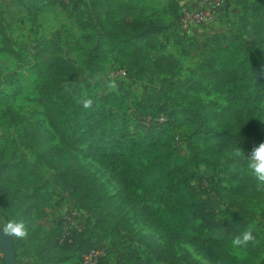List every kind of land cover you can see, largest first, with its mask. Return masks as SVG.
<instances>
[{
  "label": "trees",
  "instance_id": "obj_1",
  "mask_svg": "<svg viewBox=\"0 0 264 264\" xmlns=\"http://www.w3.org/2000/svg\"><path fill=\"white\" fill-rule=\"evenodd\" d=\"M112 1L90 0L93 9L104 15L97 18L99 29L80 14L69 12L90 45L86 66L97 72L99 61L111 50L134 77L144 76L153 65L159 69L161 59L153 58L150 50L167 24L158 19L112 22ZM235 1L240 7V25L252 32L253 38L220 32L206 36L197 67L172 84L184 105L169 106L157 93L136 98L128 89L77 96L71 79L78 68L64 56L58 40L46 38L33 47L29 71L40 80L39 102L61 148L49 143L37 129L25 132L24 140L40 162L55 170L53 183L68 193L71 202L92 214L90 230L100 237L98 242L83 240L86 224L81 222L77 229L63 216L56 219L51 228L53 245L64 250L79 245L76 264H82L83 256L95 248L104 251L96 264H103L109 252L116 264H151L153 256L166 264H199L188 259L185 252L177 256L149 238L140 240L144 250L126 240L121 230H126L127 220L119 206L67 151L86 142L88 150L120 186L123 203L140 212L159 237L174 244L191 243L210 264H252V258L264 252V237L249 227L257 216L264 224V191L255 190V182L236 166L239 159L231 156L234 148L241 149L240 138L253 135L264 117V0ZM60 3L65 9L64 2ZM188 38L197 42L194 37ZM0 82L5 86L0 88L3 105L10 95L20 92L21 82L15 71L0 75ZM167 83L171 82L162 80V84ZM203 90L219 93L224 102L205 103L199 95ZM88 99L92 104L85 108ZM212 184L214 195L210 196L207 187ZM5 199L0 175V202ZM150 200L161 206L147 209ZM220 203L228 206L222 216L217 208ZM245 230H250L255 239L243 248L248 257L238 259L229 247L232 239ZM12 238L16 254L19 238ZM47 239L37 251L38 264H56L47 256L52 249ZM43 254L47 256L44 262ZM0 260L4 264L1 252ZM256 264H264V255Z\"/></svg>",
  "mask_w": 264,
  "mask_h": 264
},
{
  "label": "rangeland",
  "instance_id": "obj_2",
  "mask_svg": "<svg viewBox=\"0 0 264 264\" xmlns=\"http://www.w3.org/2000/svg\"><path fill=\"white\" fill-rule=\"evenodd\" d=\"M180 0H113L111 21L122 23L133 19L162 20L167 28L157 36L155 45L150 50L153 58L161 59L160 68H152L142 77H134L123 64L119 56L111 50L99 61L101 68L91 71L85 64V54L90 45L83 40V30L78 26L69 12L80 14L90 21V26L99 29L97 18H104L101 11L94 10L90 0H68L63 8L60 1L51 0H0V75L15 71L21 82L20 92L10 95L7 102L0 105V175L2 176L3 192L7 195L0 202V223L9 220L23 221L28 235L19 238L16 257L19 264H38L37 251L43 248L49 238L52 249L48 258L56 264H76L79 248L59 249L53 245L54 231L51 229L56 219L61 216H73L78 222L86 224L87 230L83 240L98 242L100 237L90 230L93 222L92 214L71 202L68 193L53 183L55 170L40 162L33 150L26 144L24 134L37 129L47 137L49 143L61 148L58 137L54 135L46 121L42 104L39 102L37 84L40 82L29 71L30 54L40 40L54 37L63 48L65 57L71 59L78 68V73L71 79L74 94L77 96H99L110 91L128 89L136 98L150 93L159 94L169 106L185 104L182 96L172 85L183 80L197 67L200 62L201 44L186 38L178 27V3ZM231 13L224 28L218 30L227 36L238 38H253V33L246 31L240 25V7L231 0ZM219 26H216L218 29ZM209 29L204 33L212 34ZM199 39V37H196ZM203 39V38H201ZM199 45V46H198ZM167 80V84H162ZM171 84V85H170ZM0 88L5 86L0 82ZM199 95L205 102H224L222 96L213 91H200ZM264 109V102L262 104ZM243 156L236 166L246 171V159L251 150L264 143V117L260 118L259 127L251 136L240 138ZM89 143L67 151L74 155L77 161L97 181L105 187L127 220L126 230H121L126 240L145 249L142 238H149L156 244L164 246L179 256L185 252L188 259L199 264H210L202 252L187 241L174 244L159 237L144 220L140 212L134 210L122 201L121 188L109 172L95 159L88 150ZM232 156V155H231ZM227 157H230L228 154ZM235 164V163H233ZM214 184L208 185L207 192L214 195ZM8 202V203H7ZM161 204L152 200L146 203L149 210L160 207ZM226 203H220L217 208L222 216L227 209ZM13 218V219H12ZM264 237V224L257 216L250 226ZM193 235L194 233H190ZM203 234H211L205 233ZM108 240L105 245L108 246ZM107 251V248H106ZM231 254L238 259L248 257L243 248L229 247ZM147 255L152 254L145 251ZM264 255L261 252L257 258H252L256 264ZM43 254V262L47 258ZM60 259V260H59ZM53 262L51 261L50 264ZM0 264H3L0 260ZM103 264H116L114 255L109 252ZM151 264H166L163 260L151 259ZM181 264H186L185 261Z\"/></svg>",
  "mask_w": 264,
  "mask_h": 264
},
{
  "label": "built area",
  "instance_id": "obj_3",
  "mask_svg": "<svg viewBox=\"0 0 264 264\" xmlns=\"http://www.w3.org/2000/svg\"><path fill=\"white\" fill-rule=\"evenodd\" d=\"M51 1L67 2L68 0ZM178 9L179 31L187 37H194L198 44H201L203 39L210 35V33H204L205 30L212 29L214 30L212 33H214L224 28L231 13L230 0H180ZM217 25L218 29H216ZM202 30L203 32H201ZM63 218L67 224L79 229L81 222L76 220L75 214L73 216L64 215ZM66 234L68 233L66 232ZM103 253V248L91 249L83 256L82 264H96L98 257Z\"/></svg>",
  "mask_w": 264,
  "mask_h": 264
},
{
  "label": "clouds",
  "instance_id": "obj_4",
  "mask_svg": "<svg viewBox=\"0 0 264 264\" xmlns=\"http://www.w3.org/2000/svg\"><path fill=\"white\" fill-rule=\"evenodd\" d=\"M92 104L90 99L84 101V107L88 108ZM231 155L234 158L243 156L239 147L233 149ZM246 171L251 179L255 182L257 192L264 191V143L251 150L249 157L246 159ZM0 233L7 237L24 238L28 235V230L23 221L9 220L0 225ZM255 237L250 230H245L240 235L232 239L231 245L235 248H245Z\"/></svg>",
  "mask_w": 264,
  "mask_h": 264
},
{
  "label": "water",
  "instance_id": "obj_5",
  "mask_svg": "<svg viewBox=\"0 0 264 264\" xmlns=\"http://www.w3.org/2000/svg\"><path fill=\"white\" fill-rule=\"evenodd\" d=\"M13 238L7 237L0 233V252L4 264H19L16 258Z\"/></svg>",
  "mask_w": 264,
  "mask_h": 264
},
{
  "label": "crops",
  "instance_id": "obj_6",
  "mask_svg": "<svg viewBox=\"0 0 264 264\" xmlns=\"http://www.w3.org/2000/svg\"><path fill=\"white\" fill-rule=\"evenodd\" d=\"M201 32H203V30Z\"/></svg>",
  "mask_w": 264,
  "mask_h": 264
}]
</instances>
